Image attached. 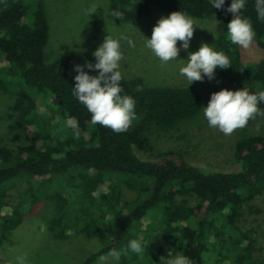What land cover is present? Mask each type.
Masks as SVG:
<instances>
[{"label": "trees", "instance_id": "obj_1", "mask_svg": "<svg viewBox=\"0 0 264 264\" xmlns=\"http://www.w3.org/2000/svg\"><path fill=\"white\" fill-rule=\"evenodd\" d=\"M108 1L111 13H121V19L114 18L120 24L137 22L154 7L199 20L216 16L214 47L232 66L215 74L230 84H264V22L257 19L255 0L242 12L255 30L253 44L263 52L253 64L244 63L242 48L227 39L232 14L212 8L208 0ZM230 3L226 0L225 7ZM49 31L44 0L0 2V88L16 95L11 142L0 137V232L21 226L26 205L60 197L62 215L50 224L54 235H84L99 243L82 264L137 238L148 243L146 251L123 256V264H161L172 251L183 252L192 264H264L257 231L242 225L245 208L264 195V136L239 133L234 152L239 167L232 172L191 165L175 151L141 159L136 152H152L157 138L183 126L187 136V128L200 123L204 92L196 85L150 86L123 75L122 94L135 98L136 118L119 133L93 124L72 95V68L94 62L93 52L49 62ZM23 182L30 188L20 202L14 189ZM124 190L137 198L124 199Z\"/></svg>", "mask_w": 264, "mask_h": 264}, {"label": "rangeland", "instance_id": "obj_2", "mask_svg": "<svg viewBox=\"0 0 264 264\" xmlns=\"http://www.w3.org/2000/svg\"><path fill=\"white\" fill-rule=\"evenodd\" d=\"M3 1L6 0H0ZM44 3L50 28L45 53L47 61L52 62L78 51L94 52L110 31L114 36L124 34L135 40V47L122 41L124 58L121 61V71L127 79H140L150 86H188L178 75V63L161 66L158 59L143 47L144 36L151 38L157 21L170 15L169 13L154 7L137 22L120 24L111 17L108 0H44ZM92 7L96 11L86 14V9ZM195 20L203 22L202 27H212L216 32L215 19ZM194 29L188 51H197L202 43L214 45L216 38L213 33L198 26H194ZM242 51L246 64H253L263 57V52L256 44L249 49L242 48ZM177 59H187V51L182 49ZM192 85L200 87L204 92L206 106L212 93L225 88L240 90L248 86L254 91L258 87H264L261 83L243 86L230 84L216 74L211 81L205 78ZM15 101L16 95L0 88V137L6 143H10L12 138L10 126L15 118ZM259 107L264 108V102ZM183 128L185 126L154 140L152 152L136 153L141 159L152 161L168 151H175L182 153L191 165L211 171L232 172L239 167L234 154L239 133L246 130L251 134L264 136V115L250 119L246 126L234 130L229 136L218 129L209 128L203 115L198 125L187 128V136ZM29 188L30 185L23 182L18 190L14 189L20 202ZM136 198V192L124 190V199L130 201ZM64 200L60 197L54 200L43 197L32 206L26 205L21 226L10 232H0L3 240L0 264H14L15 257L23 253L28 254L29 264H82L86 256L97 251L99 243L92 237L71 235L61 239L50 230L51 222L62 215ZM242 225L245 230L257 231L259 244L264 251V195L245 208ZM123 260L122 256L119 264H123ZM92 264H97V259Z\"/></svg>", "mask_w": 264, "mask_h": 264}, {"label": "clouds", "instance_id": "obj_3", "mask_svg": "<svg viewBox=\"0 0 264 264\" xmlns=\"http://www.w3.org/2000/svg\"><path fill=\"white\" fill-rule=\"evenodd\" d=\"M212 8L225 11L233 16L227 24V39L231 44L243 49H249L255 41V30L249 18L242 14L248 0H231L225 7L226 0H208ZM96 11L95 7L86 9V14ZM257 19L264 22V0H255ZM112 18L121 19V13L114 11ZM213 19H217L216 16ZM203 22L195 20L183 11L172 12L161 17L153 28L151 38L146 36L143 47L149 50L160 62L161 66L172 62L179 64L178 75L186 81L188 87L196 81L215 79V70L227 69L231 65L229 57L214 45L202 43L195 52L188 51L194 36V26L207 29L218 35L212 27H202ZM211 23V21H209ZM108 31V30H107ZM100 46L92 53L95 60L86 64H76L72 71L75 84L72 86V95L91 114V122L110 128L114 132L126 131L136 118L135 98L122 94L124 92L121 81L124 79L121 71L123 60L122 41L130 47H135V40L121 34L114 36L110 31ZM178 42L179 46H178ZM187 51V59H177L181 50ZM88 70L98 71L91 75ZM264 102V87L252 90L248 86L240 90L227 88L214 92L210 96L207 106H202L203 119L209 128L218 129L225 136L231 135L234 130L246 126L250 119L257 115H264V108L259 104ZM74 127L75 134L79 129ZM148 243L141 238L131 239L122 249H110L106 254L98 256L97 264H119L122 256L134 253L141 256L146 251ZM14 264H29L28 254L23 253L15 257ZM161 264H192L191 258L183 252H170L168 258L162 257Z\"/></svg>", "mask_w": 264, "mask_h": 264}]
</instances>
